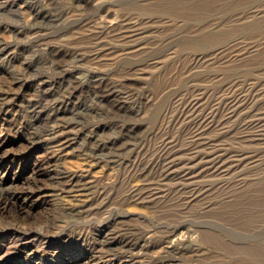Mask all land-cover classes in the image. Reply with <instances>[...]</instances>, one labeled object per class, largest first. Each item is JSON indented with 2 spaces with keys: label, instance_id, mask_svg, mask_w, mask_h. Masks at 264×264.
I'll use <instances>...</instances> for the list:
<instances>
[{
  "label": "rangeland",
  "instance_id": "rangeland-1",
  "mask_svg": "<svg viewBox=\"0 0 264 264\" xmlns=\"http://www.w3.org/2000/svg\"><path fill=\"white\" fill-rule=\"evenodd\" d=\"M0 264H264V0H0Z\"/></svg>",
  "mask_w": 264,
  "mask_h": 264
}]
</instances>
